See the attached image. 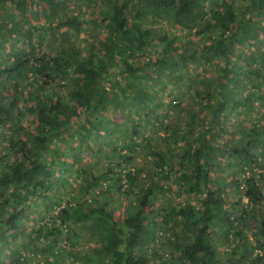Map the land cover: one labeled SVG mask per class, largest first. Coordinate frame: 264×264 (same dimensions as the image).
I'll use <instances>...</instances> for the list:
<instances>
[{
  "label": "trees",
  "instance_id": "trees-1",
  "mask_svg": "<svg viewBox=\"0 0 264 264\" xmlns=\"http://www.w3.org/2000/svg\"><path fill=\"white\" fill-rule=\"evenodd\" d=\"M0 264H264V0H0Z\"/></svg>",
  "mask_w": 264,
  "mask_h": 264
},
{
  "label": "rangeland",
  "instance_id": "rangeland-1",
  "mask_svg": "<svg viewBox=\"0 0 264 264\" xmlns=\"http://www.w3.org/2000/svg\"><path fill=\"white\" fill-rule=\"evenodd\" d=\"M231 190H233V188H231V189L229 190V192H230ZM77 248H82V245H81V244H78ZM223 249H224V247H222L221 245H218V246H217V250H218V251L223 252Z\"/></svg>",
  "mask_w": 264,
  "mask_h": 264
}]
</instances>
